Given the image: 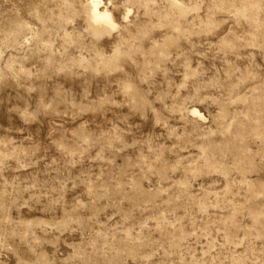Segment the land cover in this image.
Returning a JSON list of instances; mask_svg holds the SVG:
<instances>
[{
	"label": "rangeland",
	"instance_id": "rangeland-1",
	"mask_svg": "<svg viewBox=\"0 0 264 264\" xmlns=\"http://www.w3.org/2000/svg\"><path fill=\"white\" fill-rule=\"evenodd\" d=\"M0 264H264V0H0Z\"/></svg>",
	"mask_w": 264,
	"mask_h": 264
},
{
	"label": "bare ground",
	"instance_id": "bare-ground-1",
	"mask_svg": "<svg viewBox=\"0 0 264 264\" xmlns=\"http://www.w3.org/2000/svg\"><path fill=\"white\" fill-rule=\"evenodd\" d=\"M94 17L96 18V19H99V20H104V19H108L109 18V16L107 15V13H104V12H102V11H100L99 10V8H98V4L96 3V2H94ZM94 19V18H93ZM96 19H95V21H96ZM95 21H94V23H95ZM108 22V21H107ZM99 23H101L102 24V22H100L99 21ZM104 23V22H103ZM106 23V22H105ZM98 25V24H97ZM103 25V24H102ZM108 26H110V25H108Z\"/></svg>",
	"mask_w": 264,
	"mask_h": 264
}]
</instances>
